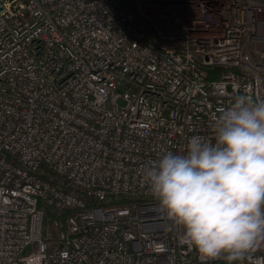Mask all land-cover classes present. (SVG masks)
<instances>
[{
  "label": "built area",
  "instance_id": "built-area-1",
  "mask_svg": "<svg viewBox=\"0 0 264 264\" xmlns=\"http://www.w3.org/2000/svg\"><path fill=\"white\" fill-rule=\"evenodd\" d=\"M239 95L264 0H0V264H202L142 170Z\"/></svg>",
  "mask_w": 264,
  "mask_h": 264
},
{
  "label": "clouds",
  "instance_id": "clouds-1",
  "mask_svg": "<svg viewBox=\"0 0 264 264\" xmlns=\"http://www.w3.org/2000/svg\"><path fill=\"white\" fill-rule=\"evenodd\" d=\"M212 119L214 144L191 136L183 154L148 161L142 177L202 264H234L264 242V100L239 95Z\"/></svg>",
  "mask_w": 264,
  "mask_h": 264
},
{
  "label": "rangeland",
  "instance_id": "rangeland-1",
  "mask_svg": "<svg viewBox=\"0 0 264 264\" xmlns=\"http://www.w3.org/2000/svg\"><path fill=\"white\" fill-rule=\"evenodd\" d=\"M48 218H49V216H48ZM46 229L51 230V224L49 222H47V224H46Z\"/></svg>",
  "mask_w": 264,
  "mask_h": 264
},
{
  "label": "trees",
  "instance_id": "trees-1",
  "mask_svg": "<svg viewBox=\"0 0 264 264\" xmlns=\"http://www.w3.org/2000/svg\"><path fill=\"white\" fill-rule=\"evenodd\" d=\"M224 264H227V262L225 261ZM234 264H235V262H234Z\"/></svg>",
  "mask_w": 264,
  "mask_h": 264
}]
</instances>
